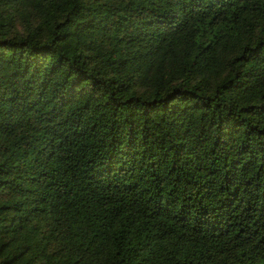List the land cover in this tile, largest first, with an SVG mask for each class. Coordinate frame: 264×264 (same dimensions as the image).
<instances>
[{
	"label": "trees",
	"instance_id": "1",
	"mask_svg": "<svg viewBox=\"0 0 264 264\" xmlns=\"http://www.w3.org/2000/svg\"><path fill=\"white\" fill-rule=\"evenodd\" d=\"M0 264H264V0H0Z\"/></svg>",
	"mask_w": 264,
	"mask_h": 264
}]
</instances>
